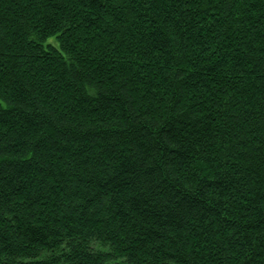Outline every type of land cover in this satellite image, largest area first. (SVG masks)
I'll return each mask as SVG.
<instances>
[{
  "label": "trees",
  "instance_id": "obj_1",
  "mask_svg": "<svg viewBox=\"0 0 264 264\" xmlns=\"http://www.w3.org/2000/svg\"><path fill=\"white\" fill-rule=\"evenodd\" d=\"M0 264H264V0H0Z\"/></svg>",
  "mask_w": 264,
  "mask_h": 264
}]
</instances>
